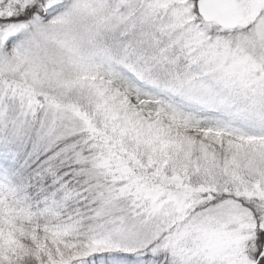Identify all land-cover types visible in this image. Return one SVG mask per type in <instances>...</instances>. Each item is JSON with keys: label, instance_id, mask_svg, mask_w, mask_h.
<instances>
[{"label": "snow or ice", "instance_id": "1", "mask_svg": "<svg viewBox=\"0 0 264 264\" xmlns=\"http://www.w3.org/2000/svg\"><path fill=\"white\" fill-rule=\"evenodd\" d=\"M0 264H264V0H0Z\"/></svg>", "mask_w": 264, "mask_h": 264}]
</instances>
